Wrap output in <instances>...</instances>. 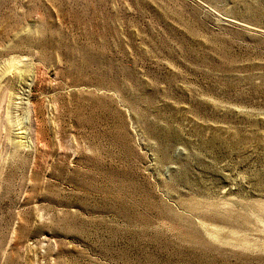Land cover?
Here are the masks:
<instances>
[{
  "label": "rangeland",
  "instance_id": "1",
  "mask_svg": "<svg viewBox=\"0 0 264 264\" xmlns=\"http://www.w3.org/2000/svg\"><path fill=\"white\" fill-rule=\"evenodd\" d=\"M0 264H264V0H0Z\"/></svg>",
  "mask_w": 264,
  "mask_h": 264
}]
</instances>
